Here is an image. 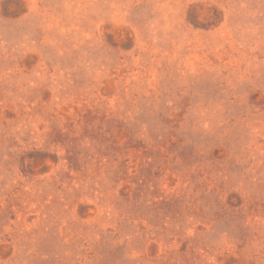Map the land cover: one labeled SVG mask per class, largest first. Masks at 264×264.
Returning <instances> with one entry per match:
<instances>
[{
	"label": "rangeland",
	"instance_id": "obj_1",
	"mask_svg": "<svg viewBox=\"0 0 264 264\" xmlns=\"http://www.w3.org/2000/svg\"><path fill=\"white\" fill-rule=\"evenodd\" d=\"M0 264H264V0H0Z\"/></svg>",
	"mask_w": 264,
	"mask_h": 264
}]
</instances>
